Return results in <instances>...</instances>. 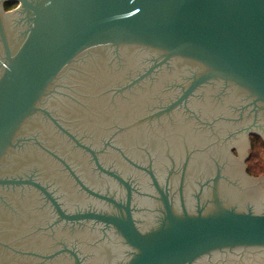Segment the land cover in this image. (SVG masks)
Here are the masks:
<instances>
[{"label":"water","instance_id":"95a60500","mask_svg":"<svg viewBox=\"0 0 264 264\" xmlns=\"http://www.w3.org/2000/svg\"><path fill=\"white\" fill-rule=\"evenodd\" d=\"M15 1L0 264H264V0Z\"/></svg>","mask_w":264,"mask_h":264},{"label":"rangeland","instance_id":"374dc122","mask_svg":"<svg viewBox=\"0 0 264 264\" xmlns=\"http://www.w3.org/2000/svg\"><path fill=\"white\" fill-rule=\"evenodd\" d=\"M259 140L256 145L253 143V134L248 132V141L250 151L248 157L243 159V163L247 168L249 175L258 179V182L264 188V140L258 135ZM231 153L237 157L236 147H231Z\"/></svg>","mask_w":264,"mask_h":264},{"label":"flooded vegetation","instance_id":"af4514ba","mask_svg":"<svg viewBox=\"0 0 264 264\" xmlns=\"http://www.w3.org/2000/svg\"><path fill=\"white\" fill-rule=\"evenodd\" d=\"M1 5H2V8L5 11H10V10L17 9L18 6H19V2L15 1V0H2ZM5 5H7V6L10 5V8L9 9H6L5 8ZM54 7H56V5ZM20 9L21 8H18L16 11H19ZM53 9H55V8H53ZM50 11H51V8H49V9L46 10L47 13L48 12L50 13ZM7 27L8 26L7 25H4V24L0 25V30H1L0 33L2 32L3 29L9 30ZM124 44L125 45H131L133 43H130V42L105 43V44L99 45L98 47H95L94 49L96 51H98V52H100V51L103 52L104 50H106V48H111L113 45H115V46H121V45H124ZM134 45H135V43H134ZM142 45H145V44H142ZM151 47L155 48L157 51L162 50L159 47H155V46H151ZM128 48H129V46H128ZM171 59H173L176 62V64H178V65H181L183 63H185V64H193V65L195 64V65H198L199 68H200V71H201V69H206L207 68V66H205L204 63L200 62L199 60H195L193 58L181 56V57H175V58H171ZM246 173L248 174L247 168H246ZM249 176H251V175H249Z\"/></svg>","mask_w":264,"mask_h":264},{"label":"trees","instance_id":"16d2710c","mask_svg":"<svg viewBox=\"0 0 264 264\" xmlns=\"http://www.w3.org/2000/svg\"><path fill=\"white\" fill-rule=\"evenodd\" d=\"M5 8L6 9H9L10 8V5L9 6H7V5H5ZM253 143L256 145V142L259 140V136L258 135H255V134H253ZM248 171V170H247Z\"/></svg>","mask_w":264,"mask_h":264}]
</instances>
